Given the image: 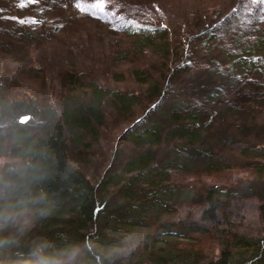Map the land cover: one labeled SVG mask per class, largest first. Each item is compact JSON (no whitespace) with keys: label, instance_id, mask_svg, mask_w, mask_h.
I'll use <instances>...</instances> for the list:
<instances>
[{"label":"trees","instance_id":"trees-1","mask_svg":"<svg viewBox=\"0 0 264 264\" xmlns=\"http://www.w3.org/2000/svg\"><path fill=\"white\" fill-rule=\"evenodd\" d=\"M108 1L114 8L93 13L109 35L98 31L96 42H77L53 59L63 96H12L4 92L9 79L0 78V156L22 162L50 197V214L31 235L95 241L89 264H264V233L219 224L229 201L264 203L263 1L244 10L237 0L229 16L241 21L228 31L215 24L220 11L213 19L200 7L179 20L171 10L144 16L132 0ZM112 33L130 42L121 46ZM112 56L130 66L104 68ZM125 75L141 90L122 85ZM123 120L120 137L130 150L102 151L100 139ZM97 159L106 167L88 173ZM238 168L250 176L226 185L201 180ZM184 207H201L199 219L189 211L174 219ZM202 237L214 251L199 245Z\"/></svg>","mask_w":264,"mask_h":264},{"label":"rangeland","instance_id":"rangeland-1","mask_svg":"<svg viewBox=\"0 0 264 264\" xmlns=\"http://www.w3.org/2000/svg\"><path fill=\"white\" fill-rule=\"evenodd\" d=\"M115 1L120 3L121 1L128 0ZM243 1L247 4L244 5V10L253 6V4L249 5L253 0ZM262 1L263 3L260 2V4L263 8L260 9V14H264V0ZM132 2L142 7L141 14L144 16L150 15V12L158 16V14H162V11L164 13L167 11L168 13L171 10L172 15L179 20H182V17L186 16L187 13H191L200 7L209 16L217 14L220 11V14L223 16H221L222 18H218L215 24L221 23V25H225L226 31L232 30L233 21L239 24L240 22L237 21H241L238 16L235 18L234 16H229L230 12L232 13L233 11L232 8L237 7L234 6L237 0H132ZM239 6L243 5L240 4ZM112 8H114V4H110L108 0L105 3L102 0H0V78L9 79L5 87L7 91L4 92L13 96L15 92L20 91L18 93L19 96L29 94L31 97L38 99L46 98L50 102L59 98V96H63L67 91V87H62V79L56 70L59 67L55 63L56 61L53 62V59H58L56 56L59 53H63L62 56H66V50L69 48L74 49L73 46L77 42L90 41L96 36V32L98 31H107L108 33L109 31L105 25L100 20L94 18L93 12L97 9L109 11ZM244 10H241V12L244 13ZM216 14L213 19L217 18ZM34 18L36 20H33ZM239 24H236V26H239ZM261 27H264V21ZM225 30L223 29L222 32ZM27 34H31L33 38H24ZM112 35L119 37L121 46H126L130 42L129 38L122 34L112 33ZM27 40H32L30 45L26 44ZM95 40L93 38V41ZM105 42L106 40L104 39L103 43L105 44ZM108 46L105 44V47H103L105 51L108 50L106 47L111 50L112 47ZM3 48H10L11 53L2 54L1 49ZM80 51L82 50L80 49ZM73 56H76L78 61H84L79 52L74 53ZM53 63L56 64L55 67ZM105 65H109L111 70L114 67L115 71L123 70L130 66L126 61L113 60V56L110 63L103 62V67ZM36 68L37 70H34ZM64 69L65 67L62 69L63 72ZM94 70L98 74L100 73L99 75L103 78L101 67L98 68L96 66ZM108 78L109 84H112L111 77ZM125 78L126 80L122 85L125 84L129 89L141 90L140 86L135 84L131 79H127V75H125ZM21 83L24 85L23 88L19 87ZM115 83L113 81L114 85ZM55 92L56 96H52ZM183 93V89L179 87L178 95L181 96ZM137 115H140V112ZM127 124L128 122L123 120L121 126L116 125L107 131V134L104 136L105 140L100 139V144L104 147L102 151L112 152L114 150L112 147L115 146L121 149V154L130 150V145L120 137L122 129ZM234 149L236 148L234 147ZM105 167L106 165L103 164V161L97 159L89 162L88 169H86L88 173L93 171L96 173L101 172ZM246 176H250L248 170L238 168V170L223 171L219 174L203 175L201 180L206 184L219 185L223 183L226 185L225 183H229L231 180L236 181ZM190 178L191 176L186 174H180L178 177L179 180ZM225 207L226 210L224 214L222 213L223 215L221 214L222 217L220 216L219 219L221 226L227 222L239 231L252 237L260 236L264 233V203L261 200L256 197H242L229 201ZM201 209V207L190 208L189 210L186 207L180 208L174 214V219L185 216L189 211L198 220ZM200 239L199 245L201 247H209L207 252L215 250V248L210 247L211 243H213L211 245L216 246L213 240L204 237ZM126 258L124 256L123 262H125Z\"/></svg>","mask_w":264,"mask_h":264},{"label":"clouds","instance_id":"clouds-1","mask_svg":"<svg viewBox=\"0 0 264 264\" xmlns=\"http://www.w3.org/2000/svg\"><path fill=\"white\" fill-rule=\"evenodd\" d=\"M40 179L19 160L0 157V264H89L95 241L31 235L35 221L50 214Z\"/></svg>","mask_w":264,"mask_h":264},{"label":"water","instance_id":"water-1","mask_svg":"<svg viewBox=\"0 0 264 264\" xmlns=\"http://www.w3.org/2000/svg\"><path fill=\"white\" fill-rule=\"evenodd\" d=\"M26 118H27V116H22V117L20 118V120H21V121H24Z\"/></svg>","mask_w":264,"mask_h":264}]
</instances>
